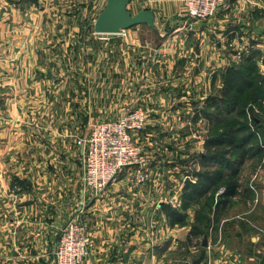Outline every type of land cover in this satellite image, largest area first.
<instances>
[{
  "label": "crops",
  "instance_id": "0c3cea01",
  "mask_svg": "<svg viewBox=\"0 0 264 264\" xmlns=\"http://www.w3.org/2000/svg\"><path fill=\"white\" fill-rule=\"evenodd\" d=\"M141 1L156 18L158 31L171 36L161 46L162 54L174 56L175 49L186 53L174 66L189 70L188 75L169 79L177 91L183 90L179 95L193 92V104L203 100L195 113L206 106L209 96L204 99L203 91L215 94L226 70L242 64L241 54L250 49L253 61L264 54V0H240L243 9L239 0H232L213 19L192 21L187 33L198 31L195 51L192 46L180 49L191 42L178 43L186 31L175 32L184 22L182 0H134ZM58 4L68 8L64 0H0V264H21L27 244L33 245L34 257L43 254L48 260L49 247L55 246L62 226L83 200L93 241L83 264H195L202 252L200 264H264V121L254 127L260 137L254 144L263 151L239 166L238 189L227 198L221 185L208 198L197 200L211 184L210 174L223 166L218 159L198 157L206 152L201 138L188 139V153L175 159L177 166L168 162L169 153L154 156L145 183L131 182L132 173L124 170L103 196L84 192L76 135L93 118L122 112L126 74L129 79L135 69L146 66L137 49L143 35L139 37L136 25L126 38L115 35L118 41H110L112 35L92 37L89 58L78 59V47L71 41L80 34L79 27H73L80 24L79 15L73 10L66 14ZM191 51L194 55L187 58ZM258 68L264 77V62ZM185 103V98L178 102L175 114L190 121L193 111ZM253 108L264 118V110ZM40 112L56 117L58 136L72 133L56 138L50 158L27 156L33 140L23 134V129L29 130L23 120L26 114ZM193 128L208 130L206 123ZM178 142L175 139L170 149ZM50 161L57 166L54 170L47 169ZM229 171L228 166L224 172ZM188 181L198 184L199 196L192 200L184 195Z\"/></svg>",
  "mask_w": 264,
  "mask_h": 264
},
{
  "label": "built area",
  "instance_id": "2783aa9c",
  "mask_svg": "<svg viewBox=\"0 0 264 264\" xmlns=\"http://www.w3.org/2000/svg\"><path fill=\"white\" fill-rule=\"evenodd\" d=\"M228 2L229 0H182L181 16L184 17V22L181 24L182 26L175 29V32L185 30L184 35H188L187 32L193 28L192 21L204 22L212 19L218 11L227 7ZM146 7V2L141 1L138 4L134 0L128 5L129 10L133 13L146 9ZM80 17L82 15H79ZM127 29L129 28L121 29L117 33L94 32L96 35L93 37L98 36L102 40L108 38L107 34H115L126 38L128 36ZM169 37L171 36L169 35ZM160 46L147 42L141 43L137 48L139 57L148 62V66L144 62L146 64L144 70L135 69L136 75L129 79V75L126 74L127 84L123 92L127 98L124 101L122 112L115 117L93 118L87 131L79 133L77 144L81 150V182L84 192L89 190L93 197L103 196L108 187L118 181L119 174L124 170L132 173L131 182L135 184L147 182L151 176L150 171L155 157L146 151L139 135L144 134L145 129L149 128L151 119L162 124L164 115L167 117L168 114H175V109L172 107L175 98L178 97L182 100L185 98L187 105L194 101L192 91L179 95V91L183 90L177 91L170 79L168 83H164L167 78L162 79L163 71L168 75V78L177 77L180 79L187 76L189 70L185 72L177 69L174 73H169L168 67L162 68L158 64L162 54ZM158 70L162 75L161 81L156 80ZM159 85H163V87L159 88ZM152 86L160 89V92L153 89ZM180 99L178 100L180 101ZM183 122L189 128H193L191 120L187 121L183 118ZM202 130V134L207 131ZM199 132L195 130V133ZM153 135L158 136L155 132ZM189 136L183 139L184 142L179 141L176 147L165 149L171 156L168 162L175 161L176 158L187 154L185 153V143L190 138ZM155 143L159 144L156 139ZM159 145L164 147L161 143ZM85 206L86 202L83 200L76 208L77 213L73 215L74 217H70L62 229L55 253L58 264H83L89 255L93 242L88 231V224L82 215L85 212Z\"/></svg>",
  "mask_w": 264,
  "mask_h": 264
},
{
  "label": "rangeland",
  "instance_id": "374dc122",
  "mask_svg": "<svg viewBox=\"0 0 264 264\" xmlns=\"http://www.w3.org/2000/svg\"><path fill=\"white\" fill-rule=\"evenodd\" d=\"M34 1V0H33ZM39 0H37L36 2H38ZM63 1V0H61ZM65 2H67L68 4V8L66 9L64 5L62 4H58L59 7H64L65 9V13H68V10H73V14L75 15H82V17L79 18V25H74V29L75 27H79L80 30V34L79 32L78 35L75 38V41L72 39L71 42H73L74 44L77 45L78 47V54L79 56L78 59H88L89 57H87L88 55V50H89V46L91 44L92 41V37L93 35H96L94 32L95 28H94V24L96 22V19L98 18V16L100 15L101 12L104 11V9L107 6L108 0H64ZM229 0L228 4L230 3ZM54 4V3H53ZM64 4V3H63ZM227 4V6H228ZM263 7V6H262ZM264 8V7H263ZM239 9H243V7L240 4V0H239ZM222 10V9H221ZM245 10V8H244ZM243 11V10H240ZM69 14V13H68ZM214 18V17H213ZM212 18V19H213ZM210 20V19H209ZM208 20V21H209ZM140 28H139V37L143 35V38L141 39V41L145 44L147 42H151L154 43L156 45H166L168 43L169 40V34L166 32V30L164 32H159L158 30H160V28L157 27V23H156V18L154 21H152V24L150 23H141L139 24ZM134 27V26H133ZM128 30V29H127ZM86 31V32H85ZM88 33V35H87ZM129 33V32H128ZM198 31H196V33H192L190 35H184V36H179L178 37V43L181 42H191L189 45L182 47L180 49H188L189 46H192L191 48H193V51H195V48L197 46V43L199 42V38H198ZM90 34V36H89ZM111 34H107L106 37H111ZM114 38L110 39V41H118L119 38H117V36H115V34L112 35ZM120 36V35H118ZM122 37V36H121ZM95 39H99L98 36H95ZM141 42V43H142ZM160 46V47H161ZM187 47V48H186ZM96 53H98V48L96 47ZM166 48L168 50H171L168 48V45L166 46ZM230 46H227V49H229ZM226 49V50H227ZM175 49L174 51V56L173 55H169L167 56L166 52L163 54H161V56L159 57V61L158 64L161 65L162 68H169V73L172 70V73H174V71L177 70V68L174 66L176 65V61L177 64H179L181 61H183L185 58H183L184 55H186V53H183V51H179ZM193 51H191L190 56L188 55L187 58H190L191 55H194ZM226 52H229V50H227ZM193 53V54H192ZM169 54V53H168ZM70 55V54H68ZM182 56V57H181ZM66 57V56H65ZM92 57V56H91ZM145 57V56H144ZM171 57V58H170ZM181 57V58H180ZM254 58L253 52L249 49H247V51L244 52V54L240 55L239 57V62L240 63H244V61H246L248 58ZM255 58L257 60H254V64L256 67V70H258V72L260 73V75H262L261 70L258 68V65L262 62H264V54H257V56H255ZM145 59H147L145 57ZM230 65V64H229ZM87 67V66H86ZM86 67H83V72H85L87 69ZM160 73V72H159ZM163 75H157L156 76V80H160V77L162 76L163 78H167V81L164 83H168V75L164 74L163 71ZM223 77V76H222ZM163 83V82H162ZM85 85L88 84V81L84 82ZM180 85V84H179ZM223 85V82L221 84V86ZM219 86V85H218ZM153 89H156L155 86H152ZM163 87V85H159V88ZM160 92V89H156ZM178 90V89H176ZM199 92V91H198ZM200 93V92H199ZM211 95H214V93L208 92V91H203V95L202 97H204V99L206 97H210ZM178 99L180 98H175V103L172 105V107L174 109H176L177 106V102L179 101ZM182 99H180L181 101ZM201 101V102H200ZM199 105L197 104V102L195 104H193L194 102H192V104L187 105L188 107L191 108V112L193 111V113L191 114L190 120H193V125L194 124L198 127V126H203L206 123V126L208 127V130L211 128L210 127V123H209V117L211 116V118H214V115H208L207 112L203 113V111L201 113H199L198 118L195 119L196 117V113H195V109H201V104L203 100H200ZM186 104V103H185ZM257 105L248 103L246 105V107L248 108V111H250V108H253L254 106H256L259 109V105L258 103H256ZM254 105V106H253ZM212 108V105H211ZM210 108V109H211ZM210 109L208 111H210ZM251 112V111H250ZM42 112L39 113H29L28 115L26 114L25 119L23 120L25 122V125H27L29 128V130L23 129L22 131L24 132L23 134L27 135V138H32L33 140V144H31V146L27 147V156L31 155V154H40L43 156H47L48 158H50L51 156V151L53 149V145L52 143L56 142V138L57 137H65L67 135H72L71 130L67 133H62L61 131V136L57 135V133L55 132V128H54V121L56 119V117L54 115H52V113H50L49 115L47 114H41ZM254 113L257 114V116H262V112L261 111H255ZM252 115V114H251ZM48 116V117H47ZM118 116V114H114L113 115ZM164 118H162V124L160 122H154V120H150L149 121V128L145 129L144 134L139 135L140 136V141H142L144 143V147L146 149L147 152L153 154L155 157L156 156H160V155H167V151L165 149H170L172 146L175 145V139H178L179 141H183L184 142V138L190 137V139H195V138H201V139H205V134H202L203 130H200V133H195V128H189L184 122H183V118L181 114H168L167 117L166 115L163 116ZM250 119V124H253V119H251V117H249ZM72 120V119H71ZM184 123V124H183ZM192 123V122H191ZM59 124V123H58ZM216 126H212V129H215L218 126V123H216ZM251 124V125H252ZM178 128V129H177ZM155 129H157V131H154ZM81 130V129H80ZM207 130V131H208ZM220 130V127L218 129V131ZM21 131V132H22ZM82 131H84L82 129ZM87 131V129H86ZM210 131V130H209ZM156 133L158 136H154L153 133ZM213 132V133H212ZM211 134H214V131H212ZM63 135V136H62ZM79 137V133H77L76 138ZM61 139V138H60ZM155 139L156 142H159V144L161 143L163 146H160L159 144L155 143ZM190 141V140H188ZM156 144V145H155ZM77 147V146H76ZM78 148H76L77 150ZM188 153V152H186ZM198 153V152H196ZM195 153V154H196ZM177 166V162L175 161ZM53 166L56 168L57 166L54 165L53 162H48L47 165V169L48 170H54ZM174 166V167H175ZM173 167V168H174ZM83 185V184H82ZM208 196V195H207ZM77 213V210H75V213L73 215H75ZM85 213L83 212V218L85 219ZM72 215V216H73ZM70 216V217H72ZM70 217L66 220V222L70 219ZM74 217V216H73ZM66 222L64 223V225L62 226L61 230H60V235L62 233V229L65 226ZM89 231V230H88ZM59 239V238H58ZM57 241H55V246L54 247H49V250L52 249L51 252V256L48 258H45L43 256V254H39L37 255V257H34V249H33V245L32 244H27L28 248H27V256L25 257V259L27 260V264H38L37 260H41L42 262L39 261V264H58V260L56 259V247H57ZM93 242V241H92ZM49 245H51V243H49ZM92 248V247H91ZM91 250V249H90ZM12 254V250L9 252ZM90 253V252H89ZM89 256V255H88ZM21 259V264H24V261L26 262V260H24L23 258ZM24 260V261H23Z\"/></svg>",
  "mask_w": 264,
  "mask_h": 264
},
{
  "label": "trees",
  "instance_id": "16d2710c",
  "mask_svg": "<svg viewBox=\"0 0 264 264\" xmlns=\"http://www.w3.org/2000/svg\"><path fill=\"white\" fill-rule=\"evenodd\" d=\"M254 64L256 63L253 58H248L240 65L229 67L223 75V85L214 95L208 97L202 111L203 113L207 112L208 115H214V118L209 117L211 128L205 134L206 152L205 154L199 153L198 157L201 160L203 158L218 159L216 162L223 166L221 165L210 174L211 184L206 187L205 194L197 195V192L199 193L198 184L188 181L184 189L185 198L192 200V197L199 196L197 200H202L200 197L206 199L221 185L225 186L223 196L225 198L232 196L239 186V166L249 155L260 154L263 151V147L259 148V145L255 146L254 144L258 143L260 139L254 127L260 126L264 118L257 116L254 113V108H250V112L246 107L248 103L254 102L258 103L261 110H264V77L256 70ZM209 109L210 111H208ZM199 113H196L195 119L198 118ZM249 117L254 120L252 125ZM216 123L218 126L212 129L213 125H217ZM212 131H214L213 135ZM187 149L185 148V153ZM228 166L230 171L225 173ZM208 191L211 193L209 194ZM175 213L178 215L177 217L182 214L179 211Z\"/></svg>",
  "mask_w": 264,
  "mask_h": 264
},
{
  "label": "water",
  "instance_id": "95a60500",
  "mask_svg": "<svg viewBox=\"0 0 264 264\" xmlns=\"http://www.w3.org/2000/svg\"><path fill=\"white\" fill-rule=\"evenodd\" d=\"M37 1V0H34ZM132 0H108L107 6L100 13L94 24L98 33H117L121 29L131 28L141 23H150L154 20V15L150 10L142 9L137 13L129 10L128 5ZM203 245L207 246V240ZM205 257V252L195 260V264H200Z\"/></svg>",
  "mask_w": 264,
  "mask_h": 264
}]
</instances>
